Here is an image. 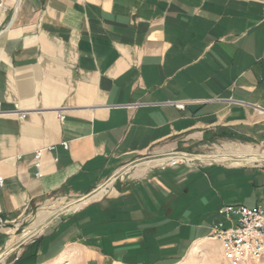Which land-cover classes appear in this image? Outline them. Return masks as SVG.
Masks as SVG:
<instances>
[{
	"label": "crops",
	"instance_id": "crops-1",
	"mask_svg": "<svg viewBox=\"0 0 264 264\" xmlns=\"http://www.w3.org/2000/svg\"><path fill=\"white\" fill-rule=\"evenodd\" d=\"M0 113V255L34 212L115 177L24 261L74 244L87 264H174L198 166L135 168L229 138L264 148V0H0Z\"/></svg>",
	"mask_w": 264,
	"mask_h": 264
},
{
	"label": "rangeland",
	"instance_id": "rangeland-1",
	"mask_svg": "<svg viewBox=\"0 0 264 264\" xmlns=\"http://www.w3.org/2000/svg\"><path fill=\"white\" fill-rule=\"evenodd\" d=\"M230 139L231 138L216 142V144L210 148H203L201 152H191V154H215L218 150H225V148L230 145H239L242 147L250 146L254 150L264 152L263 147L249 145L246 142L239 143ZM177 152L183 151L178 150ZM154 156L156 155L154 154L153 150L151 153H148L146 156L140 158L137 164H141L143 166L137 170L135 169V171L152 165H160L154 163L156 161L155 158H153ZM168 164L171 163L167 162L160 166L168 168ZM185 164L188 163H184V165ZM191 165H197L203 169L196 167L191 170L190 202H185L183 205H181L183 208L190 205V210L185 216L177 218L179 222H184L190 225L191 234L187 236L189 244L183 249V251H181L180 258L177 259L178 261L174 264H228L223 257L221 245L217 240L210 238L201 240L199 237H208L213 226L220 221H224V218L218 214L219 208L224 205H244L249 208H256L259 206L264 207V172H262L264 171V165L227 166L198 161ZM69 199L70 198H68V200ZM63 201L64 199H55L47 204L45 208L60 205L63 203ZM38 211L39 210L34 212L32 216L26 218L23 222L17 224L19 225V229L16 232L10 233V237L8 238L6 246L7 249L5 252L8 251V247L13 241L21 237L23 233L32 230L36 226L34 223L37 224L35 217ZM104 220H107V218L104 217ZM46 234L47 232L42 231L41 233L29 238V240L27 239L26 241H17L14 244L15 248L13 251L5 255L3 261L4 264H15V261L18 262V260L21 258H25L30 253L32 254L33 250L30 248L31 250L29 251V247L32 246L34 241L44 237ZM69 238L70 237L62 238L61 242L63 245L69 242L71 239L74 240L75 236H71V238ZM76 243L83 245L81 240L76 241ZM65 245L68 246H62L61 250L52 258L43 260L41 254H39L37 256V264H87L85 257L79 250H77V248H75L74 244ZM62 252L66 253L61 256ZM3 254L5 253L3 252ZM117 261L118 260H116V262ZM3 262L0 264H3ZM17 264H31V261L21 260ZM105 264H114V262L113 260H107ZM250 264H264V259Z\"/></svg>",
	"mask_w": 264,
	"mask_h": 264
},
{
	"label": "built area",
	"instance_id": "built-area-1",
	"mask_svg": "<svg viewBox=\"0 0 264 264\" xmlns=\"http://www.w3.org/2000/svg\"><path fill=\"white\" fill-rule=\"evenodd\" d=\"M178 106L183 107V105ZM17 116L19 120L25 118L22 113H17ZM60 120H64V116H61ZM64 146L68 148V144H64ZM42 154L43 150L38 151L35 155L34 165L38 170L37 176H40ZM184 163L187 162L176 161L168 165L175 167ZM2 185L3 180H0V186ZM218 214L224 218V221L213 226L210 239L220 243L223 257L227 263L250 264L263 260L264 207L249 208L244 205H224L219 209ZM3 223L0 220V224Z\"/></svg>",
	"mask_w": 264,
	"mask_h": 264
},
{
	"label": "bare ground",
	"instance_id": "bare-ground-1",
	"mask_svg": "<svg viewBox=\"0 0 264 264\" xmlns=\"http://www.w3.org/2000/svg\"><path fill=\"white\" fill-rule=\"evenodd\" d=\"M156 164H164L167 162H181L185 161L189 164H193L194 162H206V163H215L218 165H227V166H240V165H264V152L254 150L250 146H239V145H230L225 148V150H218L215 154L208 155H194L188 154L185 152H175L170 154H165L162 157L155 158ZM149 164V163H146ZM131 168V167H130ZM130 168L125 169L123 172L128 171ZM135 168V167H134ZM141 168V166H137L135 169ZM115 180V177L111 179L110 182L101 186L98 190H96L90 196L79 199V200H64L62 204L53 206L50 208H42L39 210L38 215L36 216V225L32 230H29L21 235L18 239L12 242V244L8 247V251L5 254L0 256V263L4 261L5 255L9 252H12L15 248L14 244L19 240H29V238L41 233L43 231L44 226L49 222V219L52 216L58 215L60 213H70L86 203L99 199L103 195L107 194L112 188V184ZM117 186V185H116ZM23 242V241H22ZM20 243V242H18ZM20 245V244H19ZM7 257V256H6ZM4 264V262H3Z\"/></svg>",
	"mask_w": 264,
	"mask_h": 264
},
{
	"label": "trees",
	"instance_id": "trees-1",
	"mask_svg": "<svg viewBox=\"0 0 264 264\" xmlns=\"http://www.w3.org/2000/svg\"><path fill=\"white\" fill-rule=\"evenodd\" d=\"M35 256H36V254H33L31 257H35ZM27 259H28V257L21 258L20 260H18V262L21 261V260L24 261V260H27ZM18 262H16L15 264H17Z\"/></svg>",
	"mask_w": 264,
	"mask_h": 264
},
{
	"label": "water",
	"instance_id": "water-1",
	"mask_svg": "<svg viewBox=\"0 0 264 264\" xmlns=\"http://www.w3.org/2000/svg\"><path fill=\"white\" fill-rule=\"evenodd\" d=\"M88 197V196H87Z\"/></svg>",
	"mask_w": 264,
	"mask_h": 264
}]
</instances>
